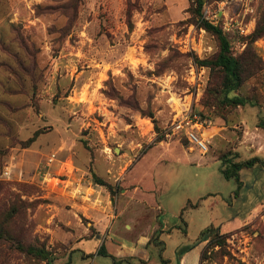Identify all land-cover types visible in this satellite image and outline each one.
<instances>
[{
    "label": "rangeland",
    "instance_id": "374dc122",
    "mask_svg": "<svg viewBox=\"0 0 264 264\" xmlns=\"http://www.w3.org/2000/svg\"><path fill=\"white\" fill-rule=\"evenodd\" d=\"M201 1L0 0V264H179L184 247L191 264L210 228L194 264H264V167L240 169L238 197L220 172L264 158V0ZM201 21L255 73L237 93L257 107L222 102Z\"/></svg>",
    "mask_w": 264,
    "mask_h": 264
},
{
    "label": "trees",
    "instance_id": "16d2710c",
    "mask_svg": "<svg viewBox=\"0 0 264 264\" xmlns=\"http://www.w3.org/2000/svg\"><path fill=\"white\" fill-rule=\"evenodd\" d=\"M196 4L195 12L196 14H200L201 8H202V1L201 0H193ZM203 29H205L207 32L211 33L218 42V53L216 54L215 58L212 60H202L199 61L200 66H206L210 67L211 70H214L216 74H220L219 82L217 84L218 86V93L222 97V102L225 105H228L230 107H257L259 102L257 100H253L249 97H244L237 93L242 84L250 77L255 75V73L248 74V64L242 58L241 56H234L232 55L231 51V45L225 34L222 32L221 28L217 26H213L209 22L201 21L200 24ZM264 32L255 30L251 34V41H255L257 38H259ZM217 94V93H216ZM258 126L262 129H264V117H259ZM255 165H259L261 167H264V158L260 157H252L246 161L241 162H232L230 160L227 161L228 168L226 169H220V172L224 179H234L237 188L233 192L234 197H238L239 191L242 186V181L239 177V171L242 168H251ZM162 231L161 229L158 230V233ZM204 238L201 242L210 240L214 237L218 238L222 235L219 234V231L210 228L205 231ZM0 238H2V235L0 234ZM27 253L38 256L39 258L46 257V252L44 250H41L39 248H33L28 247L24 248ZM188 251L187 247L182 248L180 251L177 252V258L180 261L182 256ZM98 254L104 255L105 254V247L104 245H101L100 249L98 250ZM201 256V255H200Z\"/></svg>",
    "mask_w": 264,
    "mask_h": 264
},
{
    "label": "built area",
    "instance_id": "2783aa9c",
    "mask_svg": "<svg viewBox=\"0 0 264 264\" xmlns=\"http://www.w3.org/2000/svg\"><path fill=\"white\" fill-rule=\"evenodd\" d=\"M201 127L202 123L198 120L196 115L189 114L177 122V128L184 131L188 142L197 146L202 153H205L207 151L206 143L201 138V135L196 132V130H199ZM51 160L49 159V162Z\"/></svg>",
    "mask_w": 264,
    "mask_h": 264
},
{
    "label": "crops",
    "instance_id": "0c3cea01",
    "mask_svg": "<svg viewBox=\"0 0 264 264\" xmlns=\"http://www.w3.org/2000/svg\"><path fill=\"white\" fill-rule=\"evenodd\" d=\"M226 230H227V229H226ZM203 242H204V241H203ZM201 244H202V242L199 243V244H197V246L193 249V252L196 253V256H195V258H194V261L191 262V264H194L195 261L198 259V256H199V253H200V251H201V247H202ZM187 254H188V253H187ZM187 257H188V255H186V253H185V255H183L182 258L180 259L179 264L182 263V259L185 258V259L187 260Z\"/></svg>",
    "mask_w": 264,
    "mask_h": 264
}]
</instances>
